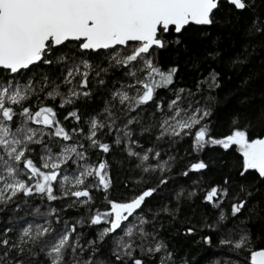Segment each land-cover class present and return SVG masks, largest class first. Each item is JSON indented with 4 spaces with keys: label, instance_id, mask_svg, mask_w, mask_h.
I'll return each instance as SVG.
<instances>
[{
    "label": "snow or ice",
    "instance_id": "1",
    "mask_svg": "<svg viewBox=\"0 0 264 264\" xmlns=\"http://www.w3.org/2000/svg\"><path fill=\"white\" fill-rule=\"evenodd\" d=\"M233 262L264 264V0H0V264Z\"/></svg>",
    "mask_w": 264,
    "mask_h": 264
},
{
    "label": "trees",
    "instance_id": "2",
    "mask_svg": "<svg viewBox=\"0 0 264 264\" xmlns=\"http://www.w3.org/2000/svg\"><path fill=\"white\" fill-rule=\"evenodd\" d=\"M114 194L116 196H122L124 194V189L120 186V181L119 179H117V187L113 190ZM215 249H208V250H204L203 251V256L204 257H208L213 255V253L215 252ZM216 259H219V257H216ZM233 264H235V262H233Z\"/></svg>",
    "mask_w": 264,
    "mask_h": 264
}]
</instances>
